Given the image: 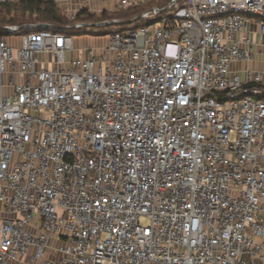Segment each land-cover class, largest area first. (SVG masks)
<instances>
[{"label": "built area", "instance_id": "built-area-1", "mask_svg": "<svg viewBox=\"0 0 264 264\" xmlns=\"http://www.w3.org/2000/svg\"><path fill=\"white\" fill-rule=\"evenodd\" d=\"M100 1L0 25V264H264V0Z\"/></svg>", "mask_w": 264, "mask_h": 264}, {"label": "trees", "instance_id": "trees-1", "mask_svg": "<svg viewBox=\"0 0 264 264\" xmlns=\"http://www.w3.org/2000/svg\"><path fill=\"white\" fill-rule=\"evenodd\" d=\"M149 7L137 6L122 10L120 13H107L104 12L100 18H97L94 14H90L86 9L80 10L77 13V20H92L98 21L100 19H113L121 18L126 24H133L138 26L141 22L136 19L137 15L143 10ZM54 23L59 26L67 25V21L64 19L62 10L58 8L53 0H21L16 4H4L0 7V25L10 23L14 25H20L23 23ZM120 30L121 27H115L109 25L101 27L95 34L101 35L108 33L112 30ZM63 33H69L70 30L57 29ZM92 30H89L90 32ZM26 32V29L21 28L19 33ZM94 34V33H93Z\"/></svg>", "mask_w": 264, "mask_h": 264}, {"label": "crops", "instance_id": "crops-1", "mask_svg": "<svg viewBox=\"0 0 264 264\" xmlns=\"http://www.w3.org/2000/svg\"><path fill=\"white\" fill-rule=\"evenodd\" d=\"M58 8L65 9L68 4L65 2V0H53ZM141 4L139 6H145L149 7L151 4H155V1H148V0H141ZM113 4L111 2H92L88 5H80L82 9L90 8L92 10H100V9H108ZM75 7H78L75 5ZM61 9V10H62ZM13 42L18 43L16 38L12 39ZM255 55H254V61H250L249 63L245 62H235L233 63L232 68L239 73L240 78L244 77V70L249 67H255L262 71V79L264 83V43L262 45L257 46V48H254Z\"/></svg>", "mask_w": 264, "mask_h": 264}, {"label": "rangeland", "instance_id": "rangeland-1", "mask_svg": "<svg viewBox=\"0 0 264 264\" xmlns=\"http://www.w3.org/2000/svg\"><path fill=\"white\" fill-rule=\"evenodd\" d=\"M119 11L118 13H120ZM97 30H92L90 32L88 31H82L79 32L77 30H70L69 34L72 36L74 40V49L73 51H69L65 53L66 57V65L65 67H69L70 60L74 57H80L82 55L81 49H84L87 46H92L94 48L101 49V47H104L107 44V39L101 34L97 35L95 34ZM94 33V34H93ZM95 52H97L95 50Z\"/></svg>", "mask_w": 264, "mask_h": 264}]
</instances>
